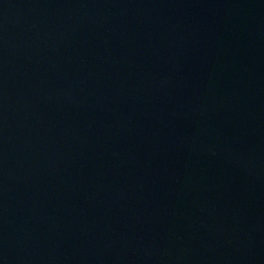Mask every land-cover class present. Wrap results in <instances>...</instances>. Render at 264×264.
<instances>
[{
  "label": "water",
  "instance_id": "1",
  "mask_svg": "<svg viewBox=\"0 0 264 264\" xmlns=\"http://www.w3.org/2000/svg\"><path fill=\"white\" fill-rule=\"evenodd\" d=\"M0 264H264V0H0Z\"/></svg>",
  "mask_w": 264,
  "mask_h": 264
}]
</instances>
